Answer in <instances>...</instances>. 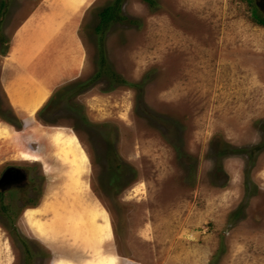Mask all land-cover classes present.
<instances>
[{"label": "rangeland", "instance_id": "374dc122", "mask_svg": "<svg viewBox=\"0 0 264 264\" xmlns=\"http://www.w3.org/2000/svg\"><path fill=\"white\" fill-rule=\"evenodd\" d=\"M115 1L0 0V68L45 2L78 16L87 56L84 75L34 115L0 81V178L15 166L40 181L34 199L0 194V264L88 258L70 236L47 239L32 224L52 218L34 213L47 203L75 196L69 165L52 154L56 131L75 133L88 154L78 197L108 211L104 249L118 264H264V26L253 13L264 16V0H120L103 26Z\"/></svg>", "mask_w": 264, "mask_h": 264}, {"label": "crops", "instance_id": "0c3cea01", "mask_svg": "<svg viewBox=\"0 0 264 264\" xmlns=\"http://www.w3.org/2000/svg\"><path fill=\"white\" fill-rule=\"evenodd\" d=\"M77 18L69 14L62 19L60 10L45 2L18 25L0 68V81L11 105L14 87L26 92L46 90L47 100L56 89L84 75L87 56ZM33 34L36 40L28 43ZM19 43L24 46L18 51Z\"/></svg>", "mask_w": 264, "mask_h": 264}, {"label": "bare ground", "instance_id": "6f19581e", "mask_svg": "<svg viewBox=\"0 0 264 264\" xmlns=\"http://www.w3.org/2000/svg\"><path fill=\"white\" fill-rule=\"evenodd\" d=\"M70 1L71 6L69 7L75 10L83 2V0ZM47 94L46 90L30 89L29 92H26L15 89L11 91L10 96L13 105L21 107L30 115H34L45 102ZM5 133L6 130H3L0 126V134L4 135ZM74 134L56 131L51 138V143L54 146L53 156H56L63 164H68L70 167L66 174L71 181L69 182L70 188H66L68 191L74 190L75 196L72 197L73 194L67 192L62 199L56 198L55 201L47 203L44 209L34 213L50 212L52 218L48 221L35 220L32 224L36 232L47 239L64 240L70 236L75 243H78L80 248L82 247L83 253L88 256V258L79 262L63 260L55 264H118L117 256L107 253L104 249L105 244L113 236V227L108 211L100 207L101 205L89 208L88 205L80 203L79 189L82 190L84 187L82 186L81 176L86 164L89 162V157L80 142L81 140ZM71 197L72 201L69 200ZM70 204L72 205L71 208H69ZM99 219H101V222H98ZM7 246V243H5V250L8 249Z\"/></svg>", "mask_w": 264, "mask_h": 264}, {"label": "flooded vegetation", "instance_id": "af4514ba", "mask_svg": "<svg viewBox=\"0 0 264 264\" xmlns=\"http://www.w3.org/2000/svg\"><path fill=\"white\" fill-rule=\"evenodd\" d=\"M39 183V179L34 178L29 171H24V169L15 166H8L0 178V194L9 189H16L26 191L27 197L34 199L40 191Z\"/></svg>", "mask_w": 264, "mask_h": 264}, {"label": "trees", "instance_id": "16d2710c", "mask_svg": "<svg viewBox=\"0 0 264 264\" xmlns=\"http://www.w3.org/2000/svg\"><path fill=\"white\" fill-rule=\"evenodd\" d=\"M119 1L120 0H116L113 4L106 7L101 12L102 25L104 24L103 26H106L112 20L117 18L118 13H119V9H120ZM144 1H146L151 6H153L155 4V0H144ZM255 3H258V2L255 1ZM253 13H254L255 21H257L258 24L264 26V16L261 15V13L259 12L257 7L253 8ZM122 18L126 19L127 17L122 16ZM102 25L100 26V28H102ZM104 56H105L104 53H101V59L102 60L105 58ZM100 75H101V72L97 74V77H99Z\"/></svg>", "mask_w": 264, "mask_h": 264}]
</instances>
